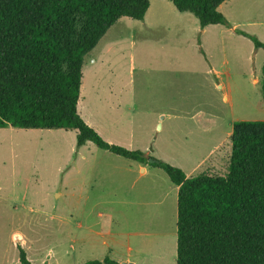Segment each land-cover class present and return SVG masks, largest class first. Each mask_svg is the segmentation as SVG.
<instances>
[{
	"label": "rangeland",
	"instance_id": "obj_1",
	"mask_svg": "<svg viewBox=\"0 0 264 264\" xmlns=\"http://www.w3.org/2000/svg\"><path fill=\"white\" fill-rule=\"evenodd\" d=\"M218 11L228 26L201 28L168 0L118 20L84 58L79 116L187 178L225 177L233 124L264 122V50L251 40L264 44V0ZM142 165L77 148L76 131L0 129V264H20L17 246L31 264H176L177 189Z\"/></svg>",
	"mask_w": 264,
	"mask_h": 264
},
{
	"label": "trees",
	"instance_id": "obj_2",
	"mask_svg": "<svg viewBox=\"0 0 264 264\" xmlns=\"http://www.w3.org/2000/svg\"><path fill=\"white\" fill-rule=\"evenodd\" d=\"M201 28L228 26L230 0H168ZM150 0H0V129L76 131V147L164 171L177 191L176 264H264V122L232 126L225 177L185 173L105 142L78 114L85 56L121 18L143 21ZM255 48L264 44L251 37ZM260 92L264 104V64ZM20 264H31L20 247ZM84 264H117L105 258Z\"/></svg>",
	"mask_w": 264,
	"mask_h": 264
},
{
	"label": "crops",
	"instance_id": "obj_3",
	"mask_svg": "<svg viewBox=\"0 0 264 264\" xmlns=\"http://www.w3.org/2000/svg\"><path fill=\"white\" fill-rule=\"evenodd\" d=\"M146 15H147V13H146ZM146 15H145V17H146ZM133 162H135V161H133ZM138 163V162H137ZM140 164V163H139ZM141 166H140V169L142 170V172H146V170H147V168H145V167H143V165L142 164H140ZM142 167V168H141ZM175 188L177 189V191H178V188L175 186ZM128 252L130 253L131 252V248H128ZM115 262V261H114ZM122 262H125V263H131V261H130V259H129V257H127V259H125V261H122ZM121 262V263H122ZM117 264H121L120 262H116Z\"/></svg>",
	"mask_w": 264,
	"mask_h": 264
},
{
	"label": "water",
	"instance_id": "obj_4",
	"mask_svg": "<svg viewBox=\"0 0 264 264\" xmlns=\"http://www.w3.org/2000/svg\"><path fill=\"white\" fill-rule=\"evenodd\" d=\"M121 264H130V263H125V262H123V263H121Z\"/></svg>",
	"mask_w": 264,
	"mask_h": 264
}]
</instances>
